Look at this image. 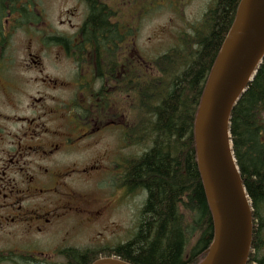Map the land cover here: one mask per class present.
<instances>
[{
  "label": "flooded vegetation",
  "instance_id": "af4514ba",
  "mask_svg": "<svg viewBox=\"0 0 264 264\" xmlns=\"http://www.w3.org/2000/svg\"><path fill=\"white\" fill-rule=\"evenodd\" d=\"M55 1L51 10L45 0H0L1 27L57 32L50 37L71 64L55 74L29 52L11 73L0 71V91L12 110L0 111V264H67L78 254L81 233L96 224L107 231L126 196L147 197L144 189L130 191L125 178L128 148L144 147V75L158 77L157 69L144 68L138 28L144 18L153 23L145 14L166 13L154 19L157 26L187 28L175 46L214 27L219 8V0ZM238 2L223 27L231 26ZM134 123L137 141L128 133ZM86 185L102 189L104 200L90 198L80 189ZM254 253L253 247L249 259Z\"/></svg>",
  "mask_w": 264,
  "mask_h": 264
},
{
  "label": "trees",
  "instance_id": "16d2710c",
  "mask_svg": "<svg viewBox=\"0 0 264 264\" xmlns=\"http://www.w3.org/2000/svg\"><path fill=\"white\" fill-rule=\"evenodd\" d=\"M234 2L219 0L214 27L203 29L191 40L182 39L175 49L152 62L159 71L158 81L145 80L141 94L140 143L146 150L129 159L125 177L130 191L147 192L135 233L110 249L80 248L77 255L68 257L67 264H91L100 253L132 264H196L204 257L213 238V220L196 164L193 121ZM95 15L91 19L98 22L100 17ZM136 127L134 123L128 132L133 141L139 140ZM229 128L253 208L255 253L246 264H264V256L256 254L264 232V58L233 107Z\"/></svg>",
  "mask_w": 264,
  "mask_h": 264
},
{
  "label": "water",
  "instance_id": "95a60500",
  "mask_svg": "<svg viewBox=\"0 0 264 264\" xmlns=\"http://www.w3.org/2000/svg\"><path fill=\"white\" fill-rule=\"evenodd\" d=\"M264 57V0H240L205 82L194 118L197 167L214 234L198 264H246L252 213L232 151L230 113ZM92 264H131L103 257Z\"/></svg>",
  "mask_w": 264,
  "mask_h": 264
},
{
  "label": "rangeland",
  "instance_id": "374dc122",
  "mask_svg": "<svg viewBox=\"0 0 264 264\" xmlns=\"http://www.w3.org/2000/svg\"><path fill=\"white\" fill-rule=\"evenodd\" d=\"M45 3L51 10L56 9L57 2L55 0L52 2L45 0ZM145 15L151 16L150 19H153V23L148 22L150 20L144 18L143 26L138 28L139 33L136 42L141 48V55L146 57L153 58L164 53L169 47L174 45L175 37L177 38L180 33L187 29L157 26V21L167 16L166 13L153 12ZM56 29L62 28H54L53 30L56 31ZM55 34L57 32L47 31L45 28H11L6 43L3 46L0 45L1 73L6 76L15 67H20V64L24 62V55L29 52L39 55L40 67H44L55 74L67 73L71 67L70 62L62 56L55 40L48 39L50 35ZM8 55L12 56L9 58ZM58 55H61L60 58H57ZM2 94L0 91L1 115H8L12 110L8 105H5L6 101ZM141 149L145 150L146 148L145 146L130 147L127 150L128 155H136L140 153ZM80 189L96 202H102L105 198V193L102 189L87 185L80 186ZM144 198V193H141V196H126L123 203L111 212L109 218L111 225L107 228V231L105 225L98 227L96 224V228H89L88 230L90 231L86 230L84 234L81 233L79 235L80 246L103 249L116 246V244L128 240L134 234L138 209H140ZM108 217L109 215L105 219ZM116 227L118 229H115Z\"/></svg>",
  "mask_w": 264,
  "mask_h": 264
}]
</instances>
